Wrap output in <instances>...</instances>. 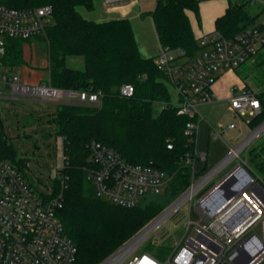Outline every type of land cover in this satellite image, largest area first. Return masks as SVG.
<instances>
[{
  "label": "trees",
  "instance_id": "1",
  "mask_svg": "<svg viewBox=\"0 0 264 264\" xmlns=\"http://www.w3.org/2000/svg\"><path fill=\"white\" fill-rule=\"evenodd\" d=\"M95 1L0 0V5L18 10L50 6L51 23L44 35L35 37L46 45V83L58 89L102 96L100 108L57 104L48 121L55 125L56 135L63 140L64 165L52 180L51 192L44 196L62 197L57 217L76 246L73 264H99L182 194L191 184L192 169L186 160H193L195 149V144L184 134L190 119L177 114L165 77L154 64L155 57L140 55L130 21L95 22L81 16L78 10L92 12ZM200 1L157 0L154 10L145 14L152 19L161 48L182 52L188 59L199 53L200 46L187 13H193L199 21ZM249 4L246 0L230 1L224 14L215 20V31L225 38H233L249 27L264 28V24L256 23L257 16L249 13ZM31 40H6L0 65L14 69L26 64L23 46ZM261 51L264 45L251 59ZM68 57H81L82 69L67 67ZM237 70L235 74L253 91ZM123 85L132 86V96L119 95ZM254 93L260 101V112L251 119V128L264 121V91ZM154 103L161 105L157 115L152 112ZM91 142L114 149L130 163L154 164L171 178L167 189L160 195L142 197L131 208L96 198L87 178L92 167L88 151ZM168 144L171 149H167ZM249 152L252 166L247 172L264 189V141ZM0 158L26 176L24 160L17 158L3 130ZM153 255L160 256L158 252Z\"/></svg>",
  "mask_w": 264,
  "mask_h": 264
},
{
  "label": "built area",
  "instance_id": "2",
  "mask_svg": "<svg viewBox=\"0 0 264 264\" xmlns=\"http://www.w3.org/2000/svg\"><path fill=\"white\" fill-rule=\"evenodd\" d=\"M128 1L131 0H101L106 8ZM51 18L50 6L18 10L0 5V58L5 54L6 40H29L42 36ZM198 43L200 51L191 59L184 57L182 52L161 48L154 60L166 84L175 94L173 104L177 114L190 119L184 134L195 144L193 160H186L192 172L195 158L206 159L204 153L196 152L198 126L204 121L199 116L198 108L213 101V85L222 73L234 72L261 49L264 45V28L249 27L233 38H225L214 31L200 37ZM0 83L13 100L76 103L94 108L102 105L99 93L58 89L47 83L26 84L8 68L3 69ZM132 94L131 85H123L119 89L122 97ZM228 103L236 124L218 126L213 133L214 140L236 127L241 134L243 128L249 127L251 119L260 112L259 99L245 86H232ZM2 130L0 120V132ZM241 144L229 148V153L200 181L195 184L191 181L179 199L159 218L99 264L264 262V189L249 175L246 163L238 158ZM167 149H171L170 144ZM88 151L92 167L88 170L87 178L96 198L100 200L131 208L145 195L162 194L170 183L171 178L157 167L130 163L114 149L101 143L91 142ZM232 164L234 166L219 178ZM216 176V182L210 183ZM184 203H188L190 209L194 208L198 221L192 222L188 215L185 233L178 245L163 259L149 252H141L139 248L148 233ZM61 206V195L48 199L43 193H36L26 176L10 162L0 158V264H73L77 249L57 217Z\"/></svg>",
  "mask_w": 264,
  "mask_h": 264
},
{
  "label": "rangeland",
  "instance_id": "3",
  "mask_svg": "<svg viewBox=\"0 0 264 264\" xmlns=\"http://www.w3.org/2000/svg\"><path fill=\"white\" fill-rule=\"evenodd\" d=\"M231 1L233 2V0ZM96 4H98V1H96ZM154 4L155 0H144L133 7L134 18L131 19V26L139 53L142 57H147V54L144 53V48L155 49L159 47L152 19L148 15L140 17L142 12L151 11ZM259 8L261 9L259 10L257 7L250 8L247 6V9L251 13H258L257 24L264 22V7L260 6ZM78 11L86 20L96 22L101 19L96 17L94 11L87 12L84 9H79ZM23 53L28 63L15 69L13 71L14 74L17 75L21 81L29 84L38 83L41 79L43 83L46 82L47 74L45 70L34 68L46 62L45 43L34 38L24 44ZM152 56L153 55L149 57ZM263 58L264 51H261L259 55L241 65L237 70L240 77L246 79V82L254 92L264 91ZM262 59L263 61L260 63ZM66 66L72 69H82L83 59L81 57H68L66 59ZM2 73L3 69L0 67V82ZM233 81L234 79L228 75L222 77L218 83L222 84L223 87H227L232 84ZM172 100L175 101L176 98L172 96ZM56 106V103L40 102L34 99L13 100L10 98L9 92L4 85L0 83V120L3 133L13 146L17 158L24 160L26 179L32 185L36 193L49 194L53 186L52 180L64 165L63 140L60 136L56 135L55 125L48 123L51 116L56 111ZM227 108V102L219 100H215L209 105L198 108V113L201 117H204V121L199 125L197 151L198 154L207 152L208 156L206 163L200 161L198 158L196 159L194 171L191 174V181L193 184L200 181L207 172L215 167L229 153V148H235L240 142L243 143L248 137L256 133L247 144L241 146L238 154V158L246 163V169L249 168V166H252L250 161L251 153L249 151L254 146L264 141V128L260 131L259 128L254 132L259 125L255 128L248 126L246 128L244 127L241 135H238L237 131H229L222 134L221 138L214 140L212 138L213 133L218 129V126H224L229 122L235 121ZM160 110L161 105L154 103L152 106L153 114L157 115ZM245 120L247 119L245 118ZM204 168L205 170L203 171ZM216 179L217 176L214 177L210 183H215ZM152 196L154 195H145V197ZM180 196L181 194L162 212L153 217L144 228L159 218V216L178 200ZM193 201L195 202V197ZM188 215L189 220L192 222L198 221V216L194 208L191 207L190 209V205L184 203L172 216H169L159 225H156L148 233L146 240L139 248L140 251L149 252L151 254L158 252L160 255L158 258L160 259L166 257L181 241L188 222ZM256 231L258 232L259 229L256 228Z\"/></svg>",
  "mask_w": 264,
  "mask_h": 264
},
{
  "label": "crops",
  "instance_id": "4",
  "mask_svg": "<svg viewBox=\"0 0 264 264\" xmlns=\"http://www.w3.org/2000/svg\"><path fill=\"white\" fill-rule=\"evenodd\" d=\"M96 1H98V4H96ZM96 1L94 2V10L93 11H94L96 17L101 18L99 20H102V21L98 20L96 22H105V21L115 20V19H128L130 21V23H131V19L134 18L133 7H135L139 2L144 1V0H131V1H128V2H126L124 4H121V5L115 6V7H111V8H106L102 4L101 0H96ZM156 1L157 0H155V4H154L153 9L151 11L142 12L140 14V17L144 16L145 14H147L149 12H152L154 10V8H155ZM230 1L231 0H201L200 3H199V15H198L199 16V21H197L195 15L193 13H191V12L187 13L195 39L199 40L200 37L208 35V34H210V33L215 31L214 22H215V20L218 17H220V16H222L224 14V12H225L226 8L228 7V4H229ZM248 6L250 8L257 7V9L260 10L261 9V8H259L260 6L264 7V0H252L251 4H249ZM249 13L251 14V16H257L258 17V13L254 14V13H251L250 11H249ZM257 22H258V20H256V23ZM260 24H264V22L263 23L261 22ZM160 49H161L160 45H159L158 48H155V49L144 48V53L147 54L146 55L147 57H144V58H151V57H149L151 55H153L152 57H156L157 54L159 53ZM0 67H2V69H5V67L2 66V65H0ZM46 67H47V52H46V62L45 63H41L40 66H37V67H34V68L43 69V70H45V72L47 74ZM15 69H18V68L11 69L12 72ZM228 75H230L234 79V81L229 86L223 87L222 84H219L218 82L220 81V79L222 77L228 76ZM47 77H48V74H47ZM47 77H46V80H47ZM41 80L38 83H43ZM21 82L26 83L24 81H21ZM38 83H35V84H38ZM44 83H46V82H44ZM26 84H29V83H26ZM232 86H239L240 87V86H245V84L235 74V72H224V73H222L217 78V80L215 81V83L213 85V91H214L215 97H214L213 101L211 102V103H213L215 100H217V101L218 100L219 101H226L227 104H228L227 110H228L229 113H230V110H229L228 97H229V89ZM171 95L175 97V94L173 92H172ZM230 115H231V113H230ZM231 117H232V115H231ZM202 118H204V117H202ZM200 123H199V125H200ZM231 123H235L236 124L235 121L229 122L228 124H231ZM228 124H226V125H228ZM226 125H224V126H226ZM229 131H237L238 135L240 134L239 130H238V127H236L234 130H229ZM229 131H227V132H229ZM242 133H243V130H242ZM198 134H199V126H198ZM198 134H197V142H198ZM235 138H233V139H235ZM197 142H196V152L198 154ZM202 153H204L206 155V159H207L208 153L207 152H202ZM206 159L204 161L205 163H206ZM195 161H196V158H195ZM195 161H194V165H195ZM200 161H203V160H200Z\"/></svg>",
  "mask_w": 264,
  "mask_h": 264
},
{
  "label": "water",
  "instance_id": "5",
  "mask_svg": "<svg viewBox=\"0 0 264 264\" xmlns=\"http://www.w3.org/2000/svg\"><path fill=\"white\" fill-rule=\"evenodd\" d=\"M264 124V121L256 128V129H258L259 127H261L262 125ZM151 167H156L154 164H151L150 165ZM234 166V164H232L229 168H227L223 173H221L220 174V176H219V178H221V177H223L232 167ZM210 186H208L207 188H205V190H203V192H205L208 188H209ZM257 187L258 188H260V186L259 185H257ZM261 189V188H260ZM202 192V193H203ZM144 230V229H143ZM143 230H141L140 232H142ZM139 232V233H140ZM250 262V260H247L244 264H247V263H249Z\"/></svg>",
  "mask_w": 264,
  "mask_h": 264
},
{
  "label": "bare ground",
  "instance_id": "6",
  "mask_svg": "<svg viewBox=\"0 0 264 264\" xmlns=\"http://www.w3.org/2000/svg\"><path fill=\"white\" fill-rule=\"evenodd\" d=\"M262 128H264V124L260 127L259 131H260ZM259 131H258V132H259ZM255 135H256V133H255L254 135H252L251 137H248V139H246V140L241 144V146L247 144V142H248L253 136H255ZM241 146L239 147V149H241ZM199 184H200V183H199ZM199 184H198V185H199ZM198 185H197V186H198ZM197 186H196V187H197Z\"/></svg>",
  "mask_w": 264,
  "mask_h": 264
}]
</instances>
